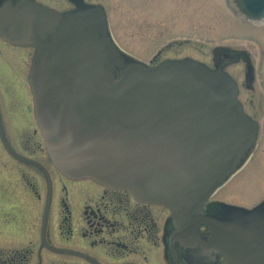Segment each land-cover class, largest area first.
I'll return each mask as SVG.
<instances>
[{
	"label": "water",
	"instance_id": "95a60500",
	"mask_svg": "<svg viewBox=\"0 0 264 264\" xmlns=\"http://www.w3.org/2000/svg\"><path fill=\"white\" fill-rule=\"evenodd\" d=\"M74 1L67 12L33 0L0 7L3 36L36 47V118L56 166L166 205L184 242L202 224L232 226L204 205L257 137L235 79L192 59L126 64L104 10ZM236 2L249 18H264V0ZM117 67H124L121 78Z\"/></svg>",
	"mask_w": 264,
	"mask_h": 264
},
{
	"label": "flooded vegetation",
	"instance_id": "af4514ba",
	"mask_svg": "<svg viewBox=\"0 0 264 264\" xmlns=\"http://www.w3.org/2000/svg\"><path fill=\"white\" fill-rule=\"evenodd\" d=\"M19 1L0 0V6ZM36 1L60 11L76 8L73 0H64L65 8ZM5 24L0 21V27ZM168 47L159 49L150 64L163 62ZM34 53L33 46L0 33V264H264V210L244 215L208 202L206 212L232 226L202 225L200 233L186 235L191 242H184V231L163 204L56 167L35 115L29 81ZM220 56L211 66L223 68ZM30 128L38 139L31 143V136L16 145ZM4 137L41 165L12 153ZM236 224L246 229L244 237Z\"/></svg>",
	"mask_w": 264,
	"mask_h": 264
},
{
	"label": "rangeland",
	"instance_id": "374dc122",
	"mask_svg": "<svg viewBox=\"0 0 264 264\" xmlns=\"http://www.w3.org/2000/svg\"><path fill=\"white\" fill-rule=\"evenodd\" d=\"M65 8L64 0H46ZM103 7L110 31L132 61L149 63L164 45L160 60L193 58L208 65L220 55L240 86L248 113L260 122L252 158L212 197L236 208L253 210L264 204V22L241 16L230 0H88ZM176 2V4H172ZM189 39V41H183ZM171 41V42H170ZM169 42V43H168ZM165 47V46H164ZM219 62V61H218ZM31 57L25 58L26 69ZM254 64L250 81L248 67ZM29 73V72H28ZM32 136V137H31ZM38 138L33 128L20 133L15 144ZM33 221V220H32Z\"/></svg>",
	"mask_w": 264,
	"mask_h": 264
}]
</instances>
